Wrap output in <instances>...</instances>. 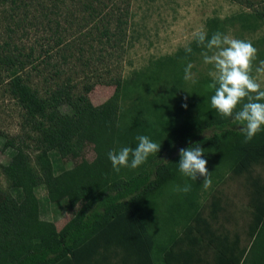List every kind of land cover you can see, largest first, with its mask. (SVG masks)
Listing matches in <instances>:
<instances>
[{
    "label": "trees",
    "instance_id": "16d2710c",
    "mask_svg": "<svg viewBox=\"0 0 264 264\" xmlns=\"http://www.w3.org/2000/svg\"><path fill=\"white\" fill-rule=\"evenodd\" d=\"M260 2L251 12L207 19L208 38L233 22L243 32L256 30L264 21ZM84 6L96 14L93 4ZM186 47L192 52L186 53ZM186 47L149 61L129 79L115 80L113 95L99 106L75 95L69 81L42 97L23 77L25 60L0 57L8 73L7 91L23 110L38 152L32 163L24 140L2 142L1 149L13 154L0 170L22 199L9 194L0 199V264H264V182H251L253 210L244 242L239 231L225 227L231 216L220 222L227 213L220 191L211 190L207 205L201 199L203 177L192 180L179 170V151L197 144L204 150L211 186L221 184L226 174L241 176L264 166V126L244 142L240 126L211 106L213 79L184 78L189 63L191 70L204 63L201 52L206 51L195 39ZM138 135L161 144L160 150L135 169L114 171L108 152L135 148ZM86 143L93 147L91 162L55 172L50 153L66 164L79 158ZM185 185L190 186L187 193L176 190ZM39 186L50 203L78 206L60 230L40 218Z\"/></svg>",
    "mask_w": 264,
    "mask_h": 264
},
{
    "label": "rangeland",
    "instance_id": "374dc122",
    "mask_svg": "<svg viewBox=\"0 0 264 264\" xmlns=\"http://www.w3.org/2000/svg\"><path fill=\"white\" fill-rule=\"evenodd\" d=\"M0 4V57L27 62L23 77L42 97H47L59 85L69 81L75 95H83L92 106H99L114 92V81L129 79L133 72L142 70L149 61L173 55L185 48L193 33L212 17L228 18L241 11L260 8L261 0H1ZM93 4L96 14L89 13L84 4ZM121 18L122 22L115 21ZM109 34L104 35V29ZM225 35L251 41L258 50L253 61L252 75L257 76L264 52V21L256 30L243 32L235 22L226 26ZM60 42L58 43V40ZM58 43V44H57ZM212 65L194 64L193 78L208 76ZM213 79V78H212ZM264 90V75L258 77ZM8 73L0 67V165H5L12 149L3 151V140H24L32 159L36 151V136L24 125V112L7 91ZM246 102V100L244 101ZM30 136V137H28ZM55 172L70 169L81 162L94 159L92 145L86 143L79 158L63 163L56 152L50 153ZM264 182V166H254L241 176L226 174L224 181L205 189L201 198L209 199L211 190L220 191L223 205L233 221L225 227L239 231L247 240V226L253 208L250 206L251 182ZM0 199L9 194L18 202L19 189L10 187L0 170ZM40 218L52 222L60 230L75 214L65 201L50 203L43 186L36 189ZM208 201V202H209ZM207 203V202H206ZM208 205V203H207ZM206 216L207 212L205 211Z\"/></svg>",
    "mask_w": 264,
    "mask_h": 264
},
{
    "label": "clouds",
    "instance_id": "9594fccd",
    "mask_svg": "<svg viewBox=\"0 0 264 264\" xmlns=\"http://www.w3.org/2000/svg\"><path fill=\"white\" fill-rule=\"evenodd\" d=\"M198 46L206 51L201 52L206 65H212L213 70L209 75L213 78L210 87L215 89L211 96V106L224 117L231 118L234 124L240 126L247 143L261 131L264 126V90L258 82V77L264 75V60H260L259 67L255 69L257 76L252 75L253 61L257 58V49L251 41L241 40L225 35L219 31L208 38L207 31L201 27L193 33ZM186 53H191L192 48L186 47ZM193 65L189 63L185 68V79L191 80ZM246 102H243L245 101ZM243 102V103H242ZM242 107L237 110V106ZM135 148L123 146L118 151L108 152L113 170L120 171L121 167L133 169L142 165L149 155L157 154L161 144L153 142L146 135H138ZM179 170L185 176L196 180L203 177V186L208 188L212 185L211 173L204 159V150L199 144L179 151ZM160 163L168 164L164 159ZM177 191L187 193L190 186L183 188L177 186Z\"/></svg>",
    "mask_w": 264,
    "mask_h": 264
}]
</instances>
